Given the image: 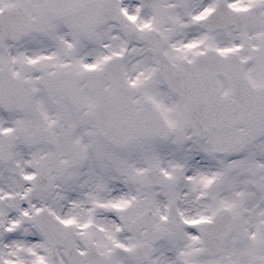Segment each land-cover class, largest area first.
Masks as SVG:
<instances>
[{"label": "snow or ice", "instance_id": "6c2138e0", "mask_svg": "<svg viewBox=\"0 0 264 264\" xmlns=\"http://www.w3.org/2000/svg\"><path fill=\"white\" fill-rule=\"evenodd\" d=\"M0 264H264V0H0Z\"/></svg>", "mask_w": 264, "mask_h": 264}]
</instances>
